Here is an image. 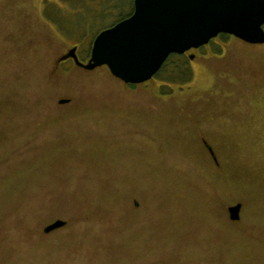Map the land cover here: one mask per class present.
<instances>
[{"label":"rangeland","instance_id":"obj_1","mask_svg":"<svg viewBox=\"0 0 264 264\" xmlns=\"http://www.w3.org/2000/svg\"><path fill=\"white\" fill-rule=\"evenodd\" d=\"M133 2L0 0V264H264V44L132 86L60 60Z\"/></svg>","mask_w":264,"mask_h":264},{"label":"water","instance_id":"obj_2","mask_svg":"<svg viewBox=\"0 0 264 264\" xmlns=\"http://www.w3.org/2000/svg\"><path fill=\"white\" fill-rule=\"evenodd\" d=\"M219 35L264 44V0H134L130 16L96 35L87 62L78 59L76 47L60 60L72 59L87 71L105 66L124 84L138 85L151 80L169 56L197 50ZM240 209V203L228 207L230 221L239 220ZM65 224L57 219L43 231L49 233Z\"/></svg>","mask_w":264,"mask_h":264},{"label":"trees","instance_id":"obj_3","mask_svg":"<svg viewBox=\"0 0 264 264\" xmlns=\"http://www.w3.org/2000/svg\"><path fill=\"white\" fill-rule=\"evenodd\" d=\"M219 36L220 37H227V35H219ZM185 58H186V56L176 55V54L169 56L168 59L166 60V62L164 63V65L162 66L161 70L156 75L160 76L166 70L169 72V74H171V76H170L171 80H174V81H180L181 79L185 80L188 75H187L186 71L182 70V68H183L182 65H179V63H181V62L182 63L185 62ZM174 65H177L176 67L180 69V71L179 72L176 71L175 74H173V72H172V71H174L172 69ZM130 86H132V85H130ZM168 90L171 91V89H169V88H168ZM169 91H167V92H169Z\"/></svg>","mask_w":264,"mask_h":264},{"label":"flooded vegetation","instance_id":"obj_4","mask_svg":"<svg viewBox=\"0 0 264 264\" xmlns=\"http://www.w3.org/2000/svg\"><path fill=\"white\" fill-rule=\"evenodd\" d=\"M198 50V49H197ZM191 51V50H190ZM190 51H188V52H190ZM188 52H186V53H184V54H182L183 56H187L188 55ZM78 57V56H77ZM134 206H138V202H137V200H134Z\"/></svg>","mask_w":264,"mask_h":264}]
</instances>
